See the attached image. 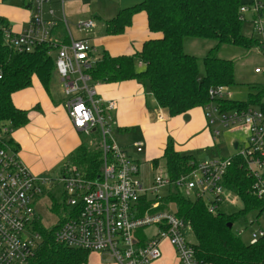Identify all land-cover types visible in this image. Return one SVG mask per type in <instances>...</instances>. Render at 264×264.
<instances>
[{
    "label": "built area",
    "instance_id": "1",
    "mask_svg": "<svg viewBox=\"0 0 264 264\" xmlns=\"http://www.w3.org/2000/svg\"><path fill=\"white\" fill-rule=\"evenodd\" d=\"M23 1L31 3L32 16L21 33L5 31L7 43L26 53L41 44L58 43L55 47L56 72L61 78L68 117L79 134L89 136L90 143H97V147L88 148L101 151L100 168L94 176H88L69 162L63 167L60 181L64 201L52 205L59 208L61 215L56 224V243L107 255L118 264H153L162 257V244L168 242L179 264H207L197 258L194 244L186 240L185 233L191 231V227L176 215V207L160 208L170 194L188 199L193 194L196 200L207 205L211 214L221 213L226 202L235 205L237 199L242 201L240 194L228 187L229 172L235 159L242 161L252 179L249 195L261 203L253 210L264 219L263 110L255 107L226 110L224 103L233 100L229 87H211L209 103L203 109L213 140L220 137L219 127H222L230 131L243 130L244 144L238 143L236 153L229 158L197 160L188 174L175 180L164 168H155L151 164V170L156 174L150 178L141 173L139 162L112 137L116 102L99 95L98 84L88 72L100 58L98 50L88 39L73 38L65 15L61 20L45 18L44 6L49 0ZM255 7V29L264 36V23L259 14L262 6L255 3ZM246 11V7L241 8L242 13ZM62 24L67 32L58 33L62 35H58L60 41L55 40L54 35ZM94 27L93 20L78 24L85 32ZM255 72L261 74L263 70L256 69ZM10 133L8 128L0 132V264H31L43 241L36 224V220H41L35 205L51 180L37 177L28 170L18 152L7 144ZM134 147L138 153L144 151L143 143ZM162 191L167 195L162 196ZM149 231L151 235H148ZM235 233L240 236L239 232ZM261 238H264V229L260 226L252 235L251 244Z\"/></svg>",
    "mask_w": 264,
    "mask_h": 264
},
{
    "label": "trees",
    "instance_id": "2",
    "mask_svg": "<svg viewBox=\"0 0 264 264\" xmlns=\"http://www.w3.org/2000/svg\"><path fill=\"white\" fill-rule=\"evenodd\" d=\"M11 1L2 0L3 3ZM20 1L24 8L32 11L31 3ZM243 7L246 6L242 0H143L134 7L120 10L115 18L107 21L106 34H124L132 25L134 16L145 13L149 31L160 36L146 41L142 49L133 55L114 57L104 51L88 72L97 84L135 80L148 86L159 107L167 110L172 117L197 107L204 108L209 103L208 91L211 87L235 85L234 62L219 58L220 49L231 45L242 48L248 54L263 45L260 39L243 33ZM259 14L261 18L264 16L263 6ZM6 30L13 32L9 22L0 17V132L4 128L13 132L29 121V112L15 106L14 94L31 87L34 77L50 94L52 77L56 72L52 52L56 51L58 43L38 45L30 53L21 52L7 43ZM58 33L59 30L54 35L55 40L62 36ZM185 38L215 42L203 60V76L200 75L198 58L184 51ZM258 90L250 94L246 102L231 100L223 106L226 110L258 106L264 111V88ZM7 144L18 152V145L12 139L9 138ZM100 159L99 149L90 150L82 144L69 156L68 162L91 177L99 171ZM196 161L194 156L178 152L173 141L169 140L161 158L154 159L151 164L155 168H164L175 180L188 174ZM251 184L252 179L242 161L235 159L229 172L228 187L240 194L245 205L243 210L235 214H211L202 200L192 201L179 194L165 197L160 210L168 209L169 205L176 207V215L191 227L196 239V256L200 261L207 264H264V238L254 244H245L233 228H228L229 223L234 225L240 216L261 205L249 195ZM52 210L57 212L59 208L53 206ZM36 224L43 241L31 264L88 262L90 252L56 243L58 225L46 228L38 220Z\"/></svg>",
    "mask_w": 264,
    "mask_h": 264
},
{
    "label": "crops",
    "instance_id": "3",
    "mask_svg": "<svg viewBox=\"0 0 264 264\" xmlns=\"http://www.w3.org/2000/svg\"><path fill=\"white\" fill-rule=\"evenodd\" d=\"M86 5L84 0H49L44 6V15L48 20H61L54 17V8L63 6L62 10L67 14L76 15ZM31 16L32 11L24 8L21 1L6 4L0 0V17L9 22L14 33H21ZM72 36L75 40L88 39L97 50L117 57L133 55L142 49L146 41L160 35L149 31L146 14L139 13L122 35H107L105 25V31L99 29L92 34L88 32ZM96 88L104 99L116 102L113 126L124 136V146H119L129 155L128 149L136 151L134 145L137 143H143V152L147 155H162L169 140L173 141L178 152L186 154L204 153L214 144L202 107L172 117L167 110L159 107L151 91H147L146 85L138 81L98 84ZM13 101L17 108L29 112V121L13 131L10 139L18 145V156L28 170L37 177L45 178L47 174L51 175L59 170L63 163L65 166L69 156L82 145L79 133L68 117L64 99L55 97L51 88L48 94L36 77L31 87L14 94ZM205 157L206 155H202L200 159ZM153 160L154 158L151 162ZM163 245L165 254L153 264H179L173 248L167 242ZM86 264L118 263L107 255L92 252Z\"/></svg>",
    "mask_w": 264,
    "mask_h": 264
},
{
    "label": "rangeland",
    "instance_id": "4",
    "mask_svg": "<svg viewBox=\"0 0 264 264\" xmlns=\"http://www.w3.org/2000/svg\"><path fill=\"white\" fill-rule=\"evenodd\" d=\"M20 0H13L8 3H18ZM87 5L83 8L81 13H77L76 15H69L65 11L62 10L61 6L58 8H54L55 18H63L64 15L69 23V29L74 36H80L86 34L88 32L82 31L78 28V24L87 22L89 20H93L95 22V27L90 31L91 34L94 31H99V29H104L107 21L112 20L116 17L118 12L121 9H126L130 7H134L143 2V0H84ZM243 4L246 6L247 11L243 13L244 25H243V33L247 36H254L257 39H260L263 42V45L259 48L254 49L250 53H246L242 48L235 47L231 45L223 46L219 51V58L230 60L234 62L235 68V85L229 87V90L233 94V100L238 102H246L249 99V95L252 93H256L259 90L264 88V41L263 36L259 34L255 29V23L253 20L256 19V7L255 3L264 7V0H242ZM47 11V10H46ZM264 23V16L261 18ZM61 34L67 32L66 26L64 24L61 25L60 30ZM215 46V42L212 40L205 39H194V38H185L184 40V51L186 54L195 56L199 60V71L200 75H204V65L203 60L207 56L208 52L211 48ZM103 50H98L97 55H101ZM53 56L56 57V51L52 52ZM256 69H261L263 72L261 74H257L255 72ZM255 86V87H253ZM147 91L150 92L148 86H146ZM51 89L53 93H55V97H60V99L65 100V95L62 88L61 78L57 72L54 73L51 81ZM149 94V93H148ZM264 103V97H263ZM64 102V101H63ZM255 108H260L258 106H254ZM221 130L220 137L217 138L216 141L213 140L214 144L212 147L205 150L203 153L194 152L192 155L197 160L200 159L202 155H206V158L210 160H218L220 158H229L233 156L237 149L234 148L235 143L244 144L245 141V133L243 130L230 131L229 129H224L219 127ZM112 137L116 141L118 145L124 146V136L120 134L118 129L114 126L111 127ZM12 133L9 134L8 138H10ZM81 143L90 148L97 147L96 142L90 143L89 136L85 134H79ZM130 155H132V159L138 161L140 164V170L142 174H146V176L152 177L153 172L151 170V160L154 158H161V154L153 153L152 155H147L145 152L138 153L133 149H128ZM186 154V153H184ZM68 160H66L67 162ZM64 167V163L60 166L59 170H57L53 174H47L45 178H49L51 180L50 183L45 187L46 192L40 198L39 202L35 205L36 214L41 220L42 224L46 228H52L56 226L61 215L59 212H55L52 210V205L56 203H63L64 197L62 194V170ZM148 178V179H150ZM183 194L186 196V192ZM161 195H167L166 191H162ZM153 198L152 195L149 196ZM233 197V196H232ZM190 200L195 201L196 197L191 194ZM245 208L244 203L237 199L236 204H228L227 202L222 206L221 212L226 214H235ZM253 222V224H251ZM260 226L264 229V219L263 216H259V212L252 210L246 213L243 216H240L233 226L234 232L240 233V238L245 244H250L253 239L252 235L260 229ZM154 231V230H152ZM148 235H151V231L148 232ZM185 238L188 242L195 244L196 239L193 235V232L187 230L185 233ZM166 243V242H164ZM163 243V244H164ZM168 243V242H167ZM162 244V245H163ZM169 244V243H168ZM170 245V244H169ZM171 246V245H170ZM164 247L162 250V256L164 253ZM172 247V246H171ZM174 250V249H173ZM165 254V253H164ZM162 258V257H161ZM160 258V259H161Z\"/></svg>",
    "mask_w": 264,
    "mask_h": 264
},
{
    "label": "water",
    "instance_id": "5",
    "mask_svg": "<svg viewBox=\"0 0 264 264\" xmlns=\"http://www.w3.org/2000/svg\"><path fill=\"white\" fill-rule=\"evenodd\" d=\"M234 148H235V149L238 148V143H235V144H234ZM172 209H173V211H175V207H174V206H173ZM228 228H229V229H232V228H233V224H232V223H229V224H228Z\"/></svg>",
    "mask_w": 264,
    "mask_h": 264
}]
</instances>
